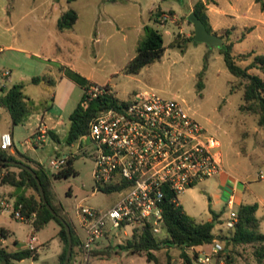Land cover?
Wrapping results in <instances>:
<instances>
[{"label": "rangeland", "instance_id": "rangeland-1", "mask_svg": "<svg viewBox=\"0 0 264 264\" xmlns=\"http://www.w3.org/2000/svg\"><path fill=\"white\" fill-rule=\"evenodd\" d=\"M195 1L9 0L13 26L4 33L0 27V95L12 84L21 82L28 96L37 102L46 101L51 106L45 111L32 113L23 123L17 124H12L8 112L0 109V128L11 126V147L15 146L28 156L31 164L39 163L50 171L55 170L49 164L50 158L68 152L74 155L73 165L77 172L53 178L52 190L54 201L60 204L66 219L82 234L76 214L77 204L81 202L106 208L116 201L119 194L109 190L93 192L96 184L92 176L95 149L88 136L71 144L65 142L69 113L84 92L72 73L94 83L108 85L119 99L128 100L137 91L150 90L183 101L193 116L219 141L217 147L222 166L238 185L235 189L225 188L219 185L215 176L204 178L177 194L179 204L197 220L213 219L216 212L213 231L219 235L228 231L225 218L229 210L225 202L233 192L235 205L258 203V229L264 233V124L258 123V114L241 109L243 84L227 68L219 47L190 40L184 51L166 47L161 56L138 72L123 71L144 37V24L154 22V17L162 30L164 44L180 28L189 34L193 24L187 16ZM207 1L209 20L218 33L220 28L234 26L232 37L252 26L243 39L235 42L233 53H264V0ZM68 8L76 10L77 19L72 27L59 29L57 19ZM8 43L12 46H5ZM250 58L237 62L245 65ZM203 67L205 69L200 75ZM249 70L264 78L259 68L251 67ZM6 71L8 73L4 74ZM34 75L44 76V79L33 82L31 77ZM47 78L53 82L49 83ZM39 123L57 130L60 141L47 134L43 142L35 144L31 134ZM2 188L0 186V192ZM31 191L32 188L27 189V192ZM0 217L12 223L10 234L3 243L10 250L26 246L29 235H37L34 244L39 251L38 257L14 260L13 264L57 262L63 243L57 235L59 225L54 219L34 230L30 221L11 216L7 208ZM131 229L132 226L127 225L126 233H123V229L111 228L109 233L94 242V245H107L108 255L107 252L90 255L87 264H155L154 260H147L144 253L120 247L119 243L125 241ZM161 232L160 229L157 234ZM209 248L210 245L204 246L205 250ZM168 251L170 260L179 264V249L172 246ZM187 252L194 250L188 248ZM155 253L159 263L165 264V247ZM232 254V264H259L251 244H235ZM219 261L216 264H228L224 255ZM0 264L6 263L0 259ZM194 264L199 263L194 261ZM261 264H264V259Z\"/></svg>", "mask_w": 264, "mask_h": 264}, {"label": "trees", "instance_id": "trees-1", "mask_svg": "<svg viewBox=\"0 0 264 264\" xmlns=\"http://www.w3.org/2000/svg\"><path fill=\"white\" fill-rule=\"evenodd\" d=\"M207 9V0H196L192 11L203 20L209 31L217 33L222 37L223 45L218 46L219 51L223 54L229 71L237 76L240 79V83L243 84L244 102L241 104V109L258 114V123L262 125L264 124V78L260 74L250 71L249 68L257 67L264 73V53H256L254 55H252V51L233 53L235 42L243 39L252 26L245 27L241 33H235L232 37L230 34L234 26L220 28L221 32L218 33L211 25ZM77 16V12L73 8L64 10L57 19L58 28L65 29L72 27ZM153 20L154 22L152 23L144 24V37L137 46L136 54L125 64L123 71L128 73L138 72L144 65L161 56L166 47H177L180 51H184L188 41H196L193 39L194 29L192 28L189 34H185L180 30L176 31L167 44H164L162 30L156 25L155 22L157 20L155 17ZM248 58L250 60L245 65L237 62L238 60L241 61ZM204 69L205 67L201 69L200 75H202ZM72 74V77H75L83 88L93 82L79 74ZM42 79H44V76L34 75L31 77L33 82H39ZM47 81L49 83L53 82L51 78H47ZM201 84L202 82H199V85ZM104 86L108 89L110 88L108 85ZM125 103L126 100L119 99L111 91H104L91 99L86 98L84 91L74 109L69 113V124L65 135V142L71 144L86 136L90 119L99 111L108 107H121ZM0 105L8 110L12 124L23 123L32 113L39 110L45 111L51 106L46 101L45 103L43 101L37 102L28 96L24 92L23 83L21 82L12 84L5 93L0 95ZM47 133L56 141H60V137L53 129L49 128ZM8 149L0 147V184H9L14 188L15 204H21L20 211L24 216L23 220L30 221L34 230H39L51 219H54L58 223L57 235L63 243L58 256V264H63L68 245L65 225L51 212L46 202L42 200L34 175L28 169L17 163H11L8 160H21L33 167L41 181L47 202L50 203L57 213L64 217L70 226L72 253L68 264H72L75 247L79 246L80 249L81 239L75 233L72 224L62 213L60 204L54 201L52 179L77 172L73 165L74 155L69 152L65 163L54 171H50L39 163L31 164L29 162L31 159L17 149L15 152H11ZM28 188H32L33 191L27 192ZM172 197L173 193L166 192L161 202L163 207V220L159 228L162 231L161 234L153 231L151 221L145 219L139 225L133 227L130 235L125 238V241L119 243L120 247L127 248L134 253H144L147 260H154L155 264H160L155 251L165 247L167 252L165 264H174L170 260L168 247L175 246L180 251L181 259L179 264H194V261H196V251L189 253L187 250L189 247L195 245L209 244L216 239V234L213 231V219L217 217V213L214 212L213 219L197 220L179 202H175ZM257 207L258 203L256 201L237 205V220L235 224L228 228L226 233L220 234L225 237V240L229 244L226 245V243L222 242L223 248L215 254L216 262L219 261L221 255H224L228 264H232L233 246L235 244H251L256 260L259 264L263 262L264 233L258 229ZM5 230L6 228H0V233L3 234ZM106 252L108 255L107 248L103 251L92 248L91 255ZM37 255L38 251L36 248L24 246L15 250H8L5 246H0V259L6 264H13L14 259H22L24 257L36 258Z\"/></svg>", "mask_w": 264, "mask_h": 264}, {"label": "built area", "instance_id": "built-area-1", "mask_svg": "<svg viewBox=\"0 0 264 264\" xmlns=\"http://www.w3.org/2000/svg\"><path fill=\"white\" fill-rule=\"evenodd\" d=\"M84 91L86 98L91 99L111 89L92 82ZM48 129L45 123H39L33 142H43ZM86 136L95 149L93 192L116 191L119 197L106 208L77 204V219L83 231L77 264L88 263L94 242L111 228L123 229L126 233L125 226L133 228L148 219L153 231H158L163 220L161 202L166 192L173 193L172 198L178 203L179 192L223 170L217 147L219 141L183 101L150 90L135 92L134 97L121 107L99 111L90 119ZM12 145L11 132L2 131L0 147L7 149ZM68 153L50 158L51 167H61ZM260 177H263L262 173ZM225 203L229 210L225 226L230 228L237 220L233 192L229 193ZM1 204L15 217L24 219L21 204L6 199L1 200ZM35 241L36 236L32 234L27 247L34 248ZM209 245L207 250L203 247L193 249L199 264H216L215 254L223 248V243L215 239Z\"/></svg>", "mask_w": 264, "mask_h": 264}, {"label": "crops", "instance_id": "crops-1", "mask_svg": "<svg viewBox=\"0 0 264 264\" xmlns=\"http://www.w3.org/2000/svg\"><path fill=\"white\" fill-rule=\"evenodd\" d=\"M12 26H13V23H12V12H11V9L9 7V0H0V27H1V32L4 33L5 31H9ZM180 31H183V30L180 28ZM186 33H188V32H186ZM5 46L11 47L12 45H11V43H8ZM1 48L2 47L0 46V49ZM18 48H20L22 50H28L27 47H23V46H19ZM0 109H4V110H6L8 112V110L4 106H1L0 105ZM8 115L10 117L9 112H8ZM10 120H11V117H10ZM36 127L37 126H35L34 129H33V131H32V134H31L32 137L34 135V131H35V128ZM47 128L53 129L58 134L57 130H55L54 128H51L49 126H47ZM4 130H9L11 132V134H12V137H13V128L11 126H6V127L0 128V134ZM58 136H59V134H58ZM15 150H16L15 146H13V147L10 148V151L11 152H15ZM215 177H216L215 178L216 181L222 187H225V188L226 187H229V188H232V189L237 188L238 182L236 181V179L234 177L231 176V174L226 169L223 168V170L220 173H218L217 175H215ZM0 186L3 187L2 188V191L0 192V216H1V213L3 212V210L6 209L1 204V200L6 199V200L14 201L15 200V196L13 194L14 188L11 185H9V184H0ZM7 210L9 211V213H10L11 216L15 217L13 215V213L10 211L9 208H7ZM21 220H23V219H21ZM11 226H12L11 221H4L0 217V228H2V227L3 228H6V230L4 231L3 234L0 233V246H4L3 243H5L6 237L9 236V234H10V228H12ZM74 230H75V233L81 239L83 234L80 233V231L78 230V228H74ZM32 234L36 236V241H37V235L34 234V233H32ZM32 234H30L29 236H31ZM216 236H218V235H216ZM205 245H209V244L195 245V246L189 247V248H191V249H195V248H198V247H203L204 248ZM25 247H27V245ZM106 247H107V245H103V246L94 245L93 246V248H95L98 251H100V250L103 251V250H105ZM34 248L37 249L36 246ZM6 249H8V248L6 247ZM16 249H18V248H16ZM8 250H10V249H8ZM11 250H15V249H11ZM60 251L58 252V256H59ZM38 255H39V251H38ZM38 255H37V257H38ZM78 256H79V246H76L75 247V252H74V257H73L72 264H77ZM14 260H21V259H14ZM14 260H13V263H14ZM58 260H59V258L57 259V262L55 264H58Z\"/></svg>", "mask_w": 264, "mask_h": 264}, {"label": "water", "instance_id": "water-1", "mask_svg": "<svg viewBox=\"0 0 264 264\" xmlns=\"http://www.w3.org/2000/svg\"><path fill=\"white\" fill-rule=\"evenodd\" d=\"M187 18L193 24V29H194L193 39L194 40L203 41L209 45H217V46L223 45L222 37L217 33L209 31L206 28V25L203 22V20L194 11H191L188 14ZM8 161L11 163H17V164L21 165L22 167L28 169L34 175V177L36 178V181L38 183L39 192H40V196H41L42 200L44 202H46V205L51 210V212L53 214H55L60 219V221L65 225V228L67 231L68 245H67L63 264H68L69 258H70L71 253H72V235H71L70 226H69L68 222L64 219V217L61 214L57 213L54 210V208L50 205V203L47 202L43 186H42L41 181H40L39 177L37 176L35 170L33 169V167L30 166L29 164L21 161V160L10 159ZM216 239L225 240V237L222 235H218V236H216ZM225 243H226V245L229 244L228 241H226Z\"/></svg>", "mask_w": 264, "mask_h": 264}]
</instances>
